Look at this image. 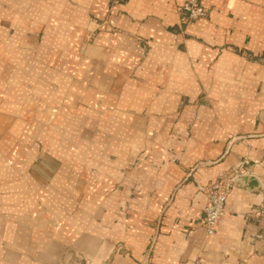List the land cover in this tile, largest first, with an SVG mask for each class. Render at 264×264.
Here are the masks:
<instances>
[{
	"label": "crops",
	"instance_id": "0c3cea01",
	"mask_svg": "<svg viewBox=\"0 0 264 264\" xmlns=\"http://www.w3.org/2000/svg\"><path fill=\"white\" fill-rule=\"evenodd\" d=\"M185 2L0 0V264H264V0Z\"/></svg>",
	"mask_w": 264,
	"mask_h": 264
},
{
	"label": "built area",
	"instance_id": "2783aa9c",
	"mask_svg": "<svg viewBox=\"0 0 264 264\" xmlns=\"http://www.w3.org/2000/svg\"><path fill=\"white\" fill-rule=\"evenodd\" d=\"M124 0H111L112 3L118 4ZM184 16V23L189 25L201 18H206L208 11L201 5L200 0H186L180 8ZM249 165L248 161L243 163L239 168ZM236 176H230L225 180L212 183L206 188H202L208 197V203L205 207V217L203 227L208 235L216 233L217 225L227 210V197L234 185ZM251 213L258 223L264 227V202L257 208L252 209Z\"/></svg>",
	"mask_w": 264,
	"mask_h": 264
},
{
	"label": "water",
	"instance_id": "95a60500",
	"mask_svg": "<svg viewBox=\"0 0 264 264\" xmlns=\"http://www.w3.org/2000/svg\"><path fill=\"white\" fill-rule=\"evenodd\" d=\"M254 181V179H248V178H245V177H238V178H236L235 179V183H237V184H241V183H248V182H253Z\"/></svg>",
	"mask_w": 264,
	"mask_h": 264
},
{
	"label": "rangeland",
	"instance_id": "374dc122",
	"mask_svg": "<svg viewBox=\"0 0 264 264\" xmlns=\"http://www.w3.org/2000/svg\"><path fill=\"white\" fill-rule=\"evenodd\" d=\"M263 61H264V59H263ZM236 140H239V138H237V139H234V141H236Z\"/></svg>",
	"mask_w": 264,
	"mask_h": 264
}]
</instances>
